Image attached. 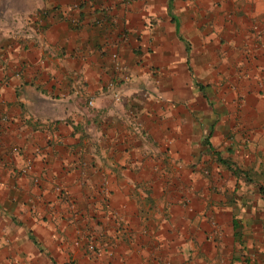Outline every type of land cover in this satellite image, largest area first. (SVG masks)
Wrapping results in <instances>:
<instances>
[{"label": "crops", "instance_id": "obj_1", "mask_svg": "<svg viewBox=\"0 0 264 264\" xmlns=\"http://www.w3.org/2000/svg\"><path fill=\"white\" fill-rule=\"evenodd\" d=\"M253 252L264 0H0V264Z\"/></svg>", "mask_w": 264, "mask_h": 264}, {"label": "built area", "instance_id": "obj_2", "mask_svg": "<svg viewBox=\"0 0 264 264\" xmlns=\"http://www.w3.org/2000/svg\"><path fill=\"white\" fill-rule=\"evenodd\" d=\"M77 244H79V240L76 241ZM87 248L91 250L92 252H97L96 245L93 243V239L89 240Z\"/></svg>", "mask_w": 264, "mask_h": 264}, {"label": "rangeland", "instance_id": "obj_3", "mask_svg": "<svg viewBox=\"0 0 264 264\" xmlns=\"http://www.w3.org/2000/svg\"><path fill=\"white\" fill-rule=\"evenodd\" d=\"M248 241H249L248 239L245 240V242H247V243H248ZM248 255H249V258H248V259H252V257L250 256V252H248ZM251 255H253V262L256 263V261H258V259L260 258V259H259V264H262V263H261V257H260V256H258V255H257L256 253H254V252L251 253Z\"/></svg>", "mask_w": 264, "mask_h": 264}]
</instances>
